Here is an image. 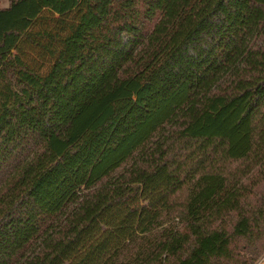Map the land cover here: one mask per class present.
Masks as SVG:
<instances>
[{
    "label": "trees",
    "instance_id": "16d2710c",
    "mask_svg": "<svg viewBox=\"0 0 264 264\" xmlns=\"http://www.w3.org/2000/svg\"><path fill=\"white\" fill-rule=\"evenodd\" d=\"M75 21L45 72L44 10ZM264 0L0 7V264H253Z\"/></svg>",
    "mask_w": 264,
    "mask_h": 264
},
{
    "label": "rangeland",
    "instance_id": "374dc122",
    "mask_svg": "<svg viewBox=\"0 0 264 264\" xmlns=\"http://www.w3.org/2000/svg\"><path fill=\"white\" fill-rule=\"evenodd\" d=\"M8 0H0V7L7 6ZM76 10L65 14L54 13L44 9L30 27V36L24 40L23 59L30 67L45 72L53 61L59 46V37L69 30L75 21ZM253 264H264V253Z\"/></svg>",
    "mask_w": 264,
    "mask_h": 264
}]
</instances>
